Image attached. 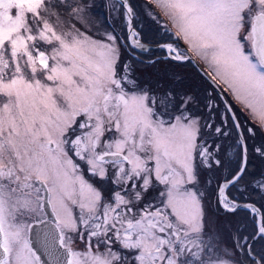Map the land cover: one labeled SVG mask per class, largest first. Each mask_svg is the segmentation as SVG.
Returning <instances> with one entry per match:
<instances>
[{
    "label": "snow or ice",
    "instance_id": "obj_1",
    "mask_svg": "<svg viewBox=\"0 0 264 264\" xmlns=\"http://www.w3.org/2000/svg\"><path fill=\"white\" fill-rule=\"evenodd\" d=\"M96 9L0 0V264H264V0Z\"/></svg>",
    "mask_w": 264,
    "mask_h": 264
},
{
    "label": "rangeland",
    "instance_id": "obj_2",
    "mask_svg": "<svg viewBox=\"0 0 264 264\" xmlns=\"http://www.w3.org/2000/svg\"><path fill=\"white\" fill-rule=\"evenodd\" d=\"M94 2L97 5L96 12L98 14V18H103L109 13V11L111 9V5L113 3H117L118 0H94ZM136 2H137V4H142L143 3L142 0H136ZM117 30L119 31V29H117ZM180 71L183 72L186 76H188L190 80L195 75V69H193L190 66L182 68ZM256 163L260 164L259 161H256ZM252 171H253V168H252Z\"/></svg>",
    "mask_w": 264,
    "mask_h": 264
},
{
    "label": "trees",
    "instance_id": "obj_3",
    "mask_svg": "<svg viewBox=\"0 0 264 264\" xmlns=\"http://www.w3.org/2000/svg\"><path fill=\"white\" fill-rule=\"evenodd\" d=\"M143 1V0H142ZM181 70V69H180ZM256 163V162H255ZM261 170H264L262 169V166L258 163L255 164V166L253 167V172L257 174V177H259V172Z\"/></svg>",
    "mask_w": 264,
    "mask_h": 264
}]
</instances>
